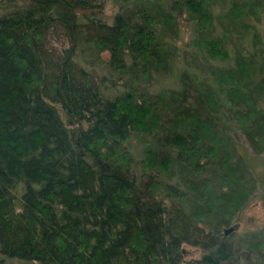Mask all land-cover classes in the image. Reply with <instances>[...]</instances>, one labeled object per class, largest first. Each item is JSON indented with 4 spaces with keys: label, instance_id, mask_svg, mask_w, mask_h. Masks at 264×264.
<instances>
[{
    "label": "trees",
    "instance_id": "16d2710c",
    "mask_svg": "<svg viewBox=\"0 0 264 264\" xmlns=\"http://www.w3.org/2000/svg\"><path fill=\"white\" fill-rule=\"evenodd\" d=\"M3 1L0 264H264V0Z\"/></svg>",
    "mask_w": 264,
    "mask_h": 264
},
{
    "label": "rangeland",
    "instance_id": "374dc122",
    "mask_svg": "<svg viewBox=\"0 0 264 264\" xmlns=\"http://www.w3.org/2000/svg\"><path fill=\"white\" fill-rule=\"evenodd\" d=\"M19 4V2L13 4L0 0V15H6V13L13 11L18 7ZM105 9L107 16H112V14L115 12V9L111 4H108ZM224 11L225 10L222 5L214 4V13L217 16H222ZM219 20L221 21V19ZM181 29L183 30L180 32V37L184 42H187L189 40L188 37L193 32V30L189 27L188 29L181 27ZM55 45L57 44L55 43ZM103 57L104 59L109 58L107 53H104ZM221 136L225 138L227 137L225 139L226 141L223 143L227 148L228 146L229 148L232 146L233 140L239 142L240 145L243 146L241 151L243 153L246 152L250 158V161L253 163V170L251 169L247 171L248 174H246L244 177L247 183L250 184V187L255 184V190L248 194L246 202L244 201L235 207L236 212L232 218L231 226L236 227L235 231L238 235H242L243 233L264 231V145L260 149L261 152L257 154L255 150H252L251 148L249 149L246 139H244L239 131H233L232 133L227 132ZM185 250L186 261L198 259L202 254V251L199 248H195L190 245H186Z\"/></svg>",
    "mask_w": 264,
    "mask_h": 264
},
{
    "label": "water",
    "instance_id": "95a60500",
    "mask_svg": "<svg viewBox=\"0 0 264 264\" xmlns=\"http://www.w3.org/2000/svg\"><path fill=\"white\" fill-rule=\"evenodd\" d=\"M236 229L235 226H231L230 228L225 229L226 234H231V232H234Z\"/></svg>",
    "mask_w": 264,
    "mask_h": 264
}]
</instances>
